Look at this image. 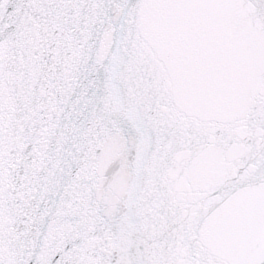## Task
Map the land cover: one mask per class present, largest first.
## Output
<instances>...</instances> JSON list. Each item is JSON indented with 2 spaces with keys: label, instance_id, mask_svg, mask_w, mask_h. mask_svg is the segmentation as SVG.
<instances>
[{
  "label": "snow or ice",
  "instance_id": "6c2138e0",
  "mask_svg": "<svg viewBox=\"0 0 264 264\" xmlns=\"http://www.w3.org/2000/svg\"><path fill=\"white\" fill-rule=\"evenodd\" d=\"M0 264H264V0H0Z\"/></svg>",
  "mask_w": 264,
  "mask_h": 264
}]
</instances>
